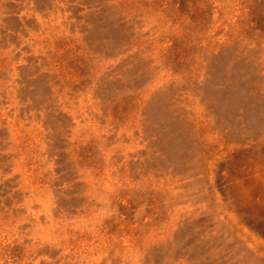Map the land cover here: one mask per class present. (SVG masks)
Here are the masks:
<instances>
[{"label": "rangeland", "instance_id": "374dc122", "mask_svg": "<svg viewBox=\"0 0 264 264\" xmlns=\"http://www.w3.org/2000/svg\"><path fill=\"white\" fill-rule=\"evenodd\" d=\"M0 264H264V0H0Z\"/></svg>", "mask_w": 264, "mask_h": 264}]
</instances>
